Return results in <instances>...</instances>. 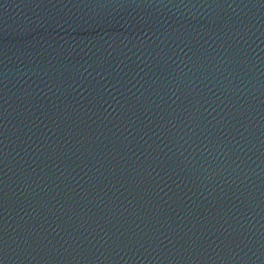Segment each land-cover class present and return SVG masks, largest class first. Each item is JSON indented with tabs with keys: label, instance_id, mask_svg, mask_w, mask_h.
Listing matches in <instances>:
<instances>
[{
	"label": "water",
	"instance_id": "obj_1",
	"mask_svg": "<svg viewBox=\"0 0 264 264\" xmlns=\"http://www.w3.org/2000/svg\"><path fill=\"white\" fill-rule=\"evenodd\" d=\"M0 264H264V0H0Z\"/></svg>",
	"mask_w": 264,
	"mask_h": 264
}]
</instances>
